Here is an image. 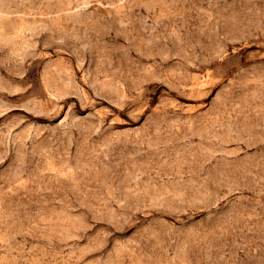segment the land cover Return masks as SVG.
<instances>
[{"label": "rangeland", "instance_id": "rangeland-1", "mask_svg": "<svg viewBox=\"0 0 264 264\" xmlns=\"http://www.w3.org/2000/svg\"><path fill=\"white\" fill-rule=\"evenodd\" d=\"M0 264H264V0H0Z\"/></svg>", "mask_w": 264, "mask_h": 264}]
</instances>
